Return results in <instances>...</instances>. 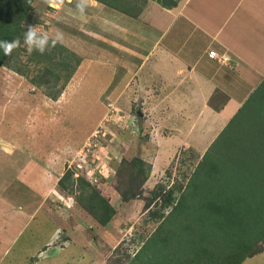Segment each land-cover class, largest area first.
I'll list each match as a JSON object with an SVG mask.
<instances>
[{
    "label": "rangeland",
    "instance_id": "obj_1",
    "mask_svg": "<svg viewBox=\"0 0 264 264\" xmlns=\"http://www.w3.org/2000/svg\"><path fill=\"white\" fill-rule=\"evenodd\" d=\"M76 5L77 0H34L31 14L37 23L24 27L37 26L50 36L61 33L62 41L48 51L55 53V58L45 62L36 54L32 59L35 52L29 55L22 45L24 50H14L0 69V191L23 167L22 175L37 176L30 178L36 195L17 199H29L24 202L32 204V219L0 264H129L161 221L151 218L153 207L147 206L154 186L185 184L221 133L227 134L220 144L226 150L225 157L219 151L212 153L220 156L224 172L229 171L234 182L242 184L244 180L251 183L257 170L260 185H264V121H260L264 102L253 110L260 115L241 114L229 130L223 131L228 123L226 113L210 116L209 111L202 115L210 93L199 90L197 96L190 91L179 96L175 89L171 91L173 82H168L170 91L162 94L163 83L170 79L161 82L170 74L162 79L146 76L148 69L141 71L140 61L131 60L140 48L138 30L148 35L154 32L150 25L135 24L146 7L135 18L96 1L81 15ZM142 15V21L151 19ZM160 18L166 20L164 14ZM123 25L138 30L126 31ZM180 25L186 28L187 21ZM176 26L166 32L169 37L175 35L177 46L187 47L189 38L181 28L176 32ZM127 36H134L129 48ZM126 59L132 64L126 65ZM92 68L106 79L97 87L87 88ZM36 76L48 80L47 86H33L30 80ZM187 84L191 85L190 81ZM197 84L193 82L191 88L198 89ZM184 85L180 84L181 91ZM261 96L258 94L254 101H262ZM137 111L141 117L136 116ZM135 159L143 162V178L132 166ZM118 170L122 173L116 179ZM66 171L72 173L75 184L84 178L114 208L106 226L99 225L78 202L86 194L79 185L72 191L58 186ZM114 182L127 194L121 195ZM1 209L0 227L8 220L7 212ZM169 211L165 209L163 214ZM176 221L175 229L183 228V222ZM17 224L20 229L21 218ZM243 264H264V248Z\"/></svg>",
    "mask_w": 264,
    "mask_h": 264
},
{
    "label": "trees",
    "instance_id": "obj_2",
    "mask_svg": "<svg viewBox=\"0 0 264 264\" xmlns=\"http://www.w3.org/2000/svg\"><path fill=\"white\" fill-rule=\"evenodd\" d=\"M33 1L0 0V40L20 38L21 46L23 45V34L27 30L24 25L37 23L31 14ZM95 1L111 10L136 18L147 1H154L169 9L176 7L181 0ZM21 46L17 49L24 50ZM59 48L61 50V46ZM54 54L53 52L49 54L48 51L43 55L35 52L32 59L36 55L39 59L50 62L55 58L56 54ZM10 57L5 56L0 50V69L7 65ZM15 71L22 74L20 68H16ZM49 73L46 72L50 77ZM46 81L48 80L36 76L30 80V83L33 86L45 87ZM252 100L249 101V105L253 103ZM253 110L250 107L240 109L239 113L228 121L223 131L229 130L241 114L260 115ZM262 120L264 121L263 117L260 121ZM221 134L204 153L185 184L174 182L169 188H166L164 184L154 186L147 206L153 207L154 216L151 214V218L158 217L161 221L153 234L139 247L129 264H243L246 259L262 251L264 248V185H260L261 180L258 176L260 173L256 170L251 183L245 180L242 184L234 182L233 174L230 175L229 171L225 173L222 168L219 155L225 157L226 150L220 144L227 134ZM214 151H219V155L212 153ZM261 151L264 156V149ZM262 165L264 169V160ZM132 166L137 168H135L136 171L143 178V162L135 159ZM236 170L237 168L234 167V171ZM121 173L122 170L116 172V179L121 177ZM57 184L60 188L69 191H72L75 185H79L82 192L86 194L83 197L81 195L78 202L99 225L106 226L114 216V208L84 178H78L75 184L72 173L66 171ZM113 186L119 190L115 182ZM130 190L134 193L132 189ZM119 191L123 196L127 194V190ZM187 196L189 203L186 202ZM168 208H170L168 214H163V211ZM176 220L183 222L181 225L183 228L179 226L175 229Z\"/></svg>",
    "mask_w": 264,
    "mask_h": 264
},
{
    "label": "crops",
    "instance_id": "obj_3",
    "mask_svg": "<svg viewBox=\"0 0 264 264\" xmlns=\"http://www.w3.org/2000/svg\"><path fill=\"white\" fill-rule=\"evenodd\" d=\"M143 8H145L144 12L140 15L143 14L151 19L142 21L139 15L136 18L138 22L135 24L150 25L154 30L153 33L156 34L153 35L150 32L148 35L147 32L138 30L135 26L131 29L123 25V28L126 31L130 29L139 31L138 35L137 31L134 33L137 35V40L138 36L140 37V48H136V55L130 58L135 62L140 61L141 71L148 69L146 76L162 79L163 76L170 74L163 77L161 83L169 79L170 81H167V84L163 83L162 94L170 91L168 82H173L171 91L175 89L174 92L179 93V96L189 91L197 96V93H200L199 90L205 94L210 93L202 115L209 111L210 116H222L226 113L229 117L225 122L239 113L240 109L249 108L251 105L248 103L251 99H253L252 109L262 107L264 102V0H181L171 10L150 1ZM161 14L166 16L165 21L160 18ZM182 20L187 21L186 28L180 25ZM204 21L206 24L202 26L201 23ZM174 25H177L176 32L181 28L182 33L189 38L187 47L185 44L177 46L175 35L169 37V32H166ZM117 27L120 26L117 25ZM131 33L134 35L133 32ZM133 37H126L127 48L130 47V42H133ZM209 45L221 53L230 55V60L221 62L209 59L207 57ZM131 60L126 59L125 64H132ZM173 75H178L177 78L181 83L178 84ZM87 76L86 84H89L87 88L97 87V84L106 79L97 71L95 72L94 68L88 72ZM187 81H190L191 85L198 81L201 88H191L190 84L184 85ZM180 84L185 87L182 91ZM81 88L83 93L85 86L82 85ZM258 94L262 95L260 99L262 101H254ZM88 98L92 97L88 96ZM70 114L73 117L72 113ZM23 168L16 174L14 181L10 182L5 190L0 191V213L3 207L8 219L7 223L0 227V261L10 254L13 243L32 216V204L24 202L29 199L17 202L20 196L28 195L32 198V194L36 195L32 193L34 187L33 181L30 180L35 175L32 173L22 175ZM15 216H17L16 219ZM18 218L22 219L20 229H17ZM4 236L6 237L2 239Z\"/></svg>",
    "mask_w": 264,
    "mask_h": 264
},
{
    "label": "clouds",
    "instance_id": "obj_4",
    "mask_svg": "<svg viewBox=\"0 0 264 264\" xmlns=\"http://www.w3.org/2000/svg\"><path fill=\"white\" fill-rule=\"evenodd\" d=\"M95 0H77V10L82 15L86 8L93 6ZM62 41V34L57 33L55 36H50L47 32H40L37 26L29 25L23 34V46L26 52L31 55L33 52H38L43 55L46 51H50L57 43ZM21 46V39L0 40V50L5 56H11L13 51Z\"/></svg>",
    "mask_w": 264,
    "mask_h": 264
},
{
    "label": "built area",
    "instance_id": "obj_5",
    "mask_svg": "<svg viewBox=\"0 0 264 264\" xmlns=\"http://www.w3.org/2000/svg\"><path fill=\"white\" fill-rule=\"evenodd\" d=\"M210 47V46H209ZM207 57L212 60H220L221 62H226L230 60V55L227 53L221 54L215 47L211 46L207 51Z\"/></svg>",
    "mask_w": 264,
    "mask_h": 264
},
{
    "label": "water",
    "instance_id": "obj_6",
    "mask_svg": "<svg viewBox=\"0 0 264 264\" xmlns=\"http://www.w3.org/2000/svg\"><path fill=\"white\" fill-rule=\"evenodd\" d=\"M136 116L137 117H141L142 116V113L140 111H137Z\"/></svg>",
    "mask_w": 264,
    "mask_h": 264
}]
</instances>
